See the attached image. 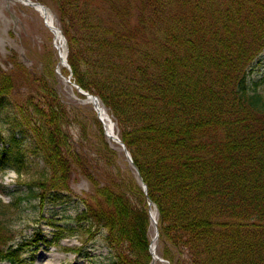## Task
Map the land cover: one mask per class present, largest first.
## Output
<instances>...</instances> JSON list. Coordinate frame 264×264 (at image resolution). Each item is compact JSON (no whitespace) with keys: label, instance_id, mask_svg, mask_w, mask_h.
Here are the masks:
<instances>
[{"label":"trees","instance_id":"obj_1","mask_svg":"<svg viewBox=\"0 0 264 264\" xmlns=\"http://www.w3.org/2000/svg\"><path fill=\"white\" fill-rule=\"evenodd\" d=\"M49 1L73 82L106 108L132 162L121 168L110 154L122 147L104 143L102 168L88 170L55 91L21 100L0 71V175L31 176L39 210L81 207L73 226L47 223L50 242L36 230L15 247L0 209V264H32L26 253L73 234L81 246L66 251L86 260L100 242L107 264H151L149 201L169 264H264V95L249 77L264 52V0ZM28 158L40 161L35 176ZM74 165L89 192L70 189Z\"/></svg>","mask_w":264,"mask_h":264},{"label":"rangeland","instance_id":"obj_2","mask_svg":"<svg viewBox=\"0 0 264 264\" xmlns=\"http://www.w3.org/2000/svg\"><path fill=\"white\" fill-rule=\"evenodd\" d=\"M9 1L0 0V71L12 75L11 77L15 81L17 98L21 100L30 91L31 94L33 93L37 96L38 88L43 85L55 91L60 102L63 103L69 112L70 118L68 122L70 124L66 127L67 134L79 150V154H81L79 156L86 162L84 163L85 166L94 173V168H102V155L98 154V152L103 151L104 143H107L110 148H114L113 145L117 144L106 136L107 133L93 106L89 108L91 104L84 97L82 99L79 96L81 94L77 91L76 84L73 82L74 76L67 63L66 39L62 33L64 60L67 66L59 69L60 58L57 53L58 50L53 43V33L43 23L42 16L30 6L23 5L20 2L14 5ZM30 1L43 4L51 12L53 21L60 31V24L57 21L55 12L52 11L51 1ZM251 66L250 82L256 81L260 83L258 91L264 95V52L254 60ZM25 80L28 81V85ZM82 91L84 92V90ZM99 104L101 105L100 102ZM76 107L81 109H77L74 112L72 108ZM104 109L106 110L105 107ZM11 115L12 113L8 111V116L11 117ZM107 115L109 114L107 113ZM109 116L112 126H114V134L119 138L117 127L111 115ZM110 156L112 161H117L116 164H119L121 168H124V164L128 162L124 154L120 155V157L119 155L111 154ZM26 162L28 172L30 175L35 176L41 165L40 161L28 158ZM9 172L12 171L8 170L0 175V209L2 211L1 215L5 218V224L10 230L7 236L9 237L8 244L15 247L18 243L27 241L36 230H40V236L50 242L54 227L65 228L73 226L72 217L80 211L81 207L71 204H59L54 206L46 205L42 210H39L40 208L37 209L36 207V201L27 197L26 194V181L31 176H18L16 173L15 182L5 183ZM107 172L110 173L108 170ZM96 179L100 182L102 177H97ZM70 181V189L76 194L80 195L89 192L90 183L82 174V170L76 165L73 166V174ZM20 197H23V199ZM47 223H52L54 227ZM149 231L150 252L153 249L155 255L162 260L154 259V264H169L161 257L163 245L158 241L159 231L156 240L154 239L155 231L152 224ZM152 240L156 242L153 243ZM79 243L80 239L74 234L71 236L66 235L60 240L58 247H47L39 244V248L26 253L25 258L31 256L32 264H107L109 255L104 245L100 242L89 244L86 251L91 260H86L73 252L66 251V249L80 247Z\"/></svg>","mask_w":264,"mask_h":264},{"label":"bare ground","instance_id":"obj_3","mask_svg":"<svg viewBox=\"0 0 264 264\" xmlns=\"http://www.w3.org/2000/svg\"><path fill=\"white\" fill-rule=\"evenodd\" d=\"M9 2L14 5H16L18 2L22 3L23 5H26L22 0H10ZM33 9L42 16L43 23H45L49 31L53 33V43L55 44V47L58 50L57 53L59 54V58H60V61L58 64L59 69L63 68L65 66L64 64L65 54H64V49H63L64 43H63L61 33L58 32L55 22L53 21V16L51 12H49L45 7H41V6H35ZM97 105H98L97 116L99 117L100 122L107 133V136L111 137V140L115 142L114 141L115 137H113V135H115L114 126H112L111 124V118L109 115H107L106 110L104 109L102 105H100L99 103ZM149 209H150V220H151L152 226H154L155 225L154 221L156 220L157 213H156V210L153 209L152 206H150ZM155 242L156 241L154 240L153 243Z\"/></svg>","mask_w":264,"mask_h":264},{"label":"water","instance_id":"obj_4","mask_svg":"<svg viewBox=\"0 0 264 264\" xmlns=\"http://www.w3.org/2000/svg\"><path fill=\"white\" fill-rule=\"evenodd\" d=\"M22 1H23L27 6H30V7H32V8H34L35 6H41V7H44V5L41 4L40 2H39V3H36V2H32V1H30V0H22ZM57 30H58V29H57ZM58 32L62 34V32H60L59 30H58ZM64 64H65V66H67L65 60H64ZM73 85H74V84H73ZM75 86H76V88H77V91H78L81 95H83V96L85 97V99L88 101L89 104H91V106H93V109H94V111H95V113H96V115H97V114H98V113H97V107H98L97 104L99 103V100H98L97 96L95 97L94 95H91V94H89L88 92H83V91L80 89V87H79L78 85H75ZM111 124H112V123H111ZM106 136H107V134H106ZM107 137H108V136H107ZM113 137H115V139H114L115 143H116L117 145H119V146L122 147V150H123L124 156L127 158L128 162L131 163V162H132L131 157L129 156V153H128L126 147H124V144L122 143V141H121L117 136H115V135H113ZM108 138L111 139V137H108ZM132 167H133L134 169H136V167H134L133 165H132ZM136 172H137V169H136ZM141 188H143V191H144L145 194H146V190H147V188H146L145 184L142 183V182H141ZM150 206H151V202L149 201V202H148V209L150 208ZM149 218H150V209H149ZM154 223H155V225H154V231H155L154 239L156 240V238H157V236H158V230H157V227H156V223H157V221L155 220ZM151 252H152V262H151L152 264L155 263V262H154V259H155V260L162 261L158 256L155 255V252H153V249H151Z\"/></svg>","mask_w":264,"mask_h":264},{"label":"clouds","instance_id":"obj_5","mask_svg":"<svg viewBox=\"0 0 264 264\" xmlns=\"http://www.w3.org/2000/svg\"><path fill=\"white\" fill-rule=\"evenodd\" d=\"M16 180V173L15 172H9L8 177L5 180V183H12Z\"/></svg>","mask_w":264,"mask_h":264}]
</instances>
